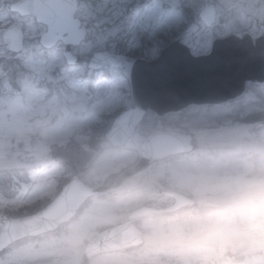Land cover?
<instances>
[{"label":"rangeland","instance_id":"rangeland-1","mask_svg":"<svg viewBox=\"0 0 264 264\" xmlns=\"http://www.w3.org/2000/svg\"><path fill=\"white\" fill-rule=\"evenodd\" d=\"M116 2L131 0H84L80 3L76 15L88 25L85 24V39L73 48L75 54L83 56L105 48L113 50L111 45L105 46L106 37L97 25L109 11L105 6ZM159 2L174 6L175 15L166 25L168 27L177 26L186 17H192L199 23L198 12L205 2L215 6L213 25H221L223 33L264 23V0ZM7 18L0 14V37ZM23 27L24 44L20 52L13 54L0 48V224L10 213L17 212L20 205L32 202L44 192L36 190L37 186L33 183L37 170H43L45 175L48 171H57L70 164L73 155L70 151L74 148L72 139L83 149L86 136L82 131L94 121V110L100 111L96 103L90 108L88 84H91V78L93 84L97 80L90 76L91 72L85 64L65 65L61 44L46 50L35 38L40 27L29 22ZM203 31L206 36L214 32L212 27ZM104 72L97 75L105 78L104 83L108 86L124 85L121 78L115 77L114 71L109 75ZM240 100L234 106V112L241 111L237 108L243 104L247 109L240 118L259 119L264 115L263 90L250 87ZM117 103L116 100L110 102V108L119 107ZM193 116L186 114L183 125L186 130L193 132L195 138L210 132L205 129V120L198 121ZM148 119L152 117L145 121ZM241 125L242 120L239 119L234 123V133L240 134L235 135V153L242 151L244 157L235 158V163L231 161L234 155L218 147L227 141V135L214 137L203 149L198 145L189 154L152 164L146 170L150 174L131 179L122 186L129 189L128 195L123 198L109 193L114 196L113 199H92L80 219H96L106 224L115 222L116 214L129 212L148 197L152 174L165 175L170 172L169 169L173 173L180 172L186 191L192 197L202 194V216L212 210L230 214L237 209L258 205L264 200V129L254 132L252 127L247 140H244ZM132 160L128 151L102 149L92 167L109 171L128 165ZM45 167L51 169L45 170ZM27 183L33 188L30 192L33 197L22 192ZM231 203H234V208L230 207ZM195 213L193 209L185 211L189 215ZM71 229L65 226L55 232L16 241L0 252V264H81L88 238L73 233ZM150 243L128 256L117 254L115 258L130 259L132 264H192L194 261L200 264H264V232L260 230L212 249L190 247L167 236L155 238ZM240 252H245L244 258L233 261L231 255L238 257Z\"/></svg>","mask_w":264,"mask_h":264},{"label":"flooded vegetation","instance_id":"flooded-vegetation-1","mask_svg":"<svg viewBox=\"0 0 264 264\" xmlns=\"http://www.w3.org/2000/svg\"><path fill=\"white\" fill-rule=\"evenodd\" d=\"M19 1L20 0H0V14H4L8 17L5 21L6 24L3 27L2 36L0 37V48H3L5 50H9V47L11 45V40L9 38H5L4 36V32L6 30L16 28L20 29L23 32V25H26V23L29 22L37 27H40V29L38 30L39 33L35 37L37 38V40H39L40 34L45 29L44 24L36 22L32 15L22 14L19 11L13 10L12 6ZM76 1L77 14V11H79V5L84 0ZM81 21L82 23L88 25V23H85L82 19ZM261 24L250 25L248 28L246 27L236 31L231 30L227 33L221 32V25L212 26L214 32L207 33V38L209 41L208 50L213 51L212 45L215 44L213 57L219 55L222 58L221 62L216 66V76H218L220 73H228L229 58L231 56H234L236 49L243 50L242 48L234 47V44H241L242 39H224L225 36L233 32L246 31L253 39H255L260 33ZM201 29L203 30L204 28ZM230 42H233L232 45ZM101 50H106V48ZM112 51L114 52V50ZM93 52L95 51L87 53L82 57L83 61L81 63L85 64L87 68H89V59L92 56ZM199 54L207 55V52H201ZM151 58L152 57H148V59ZM110 68V66L106 65L99 69L89 70L95 77V75L103 71L106 72ZM115 72L120 74L119 77L124 81V85L108 86L105 85L102 78L94 82V84L91 78V84H88V87L90 89V108L92 107V105H94V103H96L100 106V111L94 110V113L92 114V117L95 116L94 121H92L93 119H91V125L87 129L82 131L84 136H86L87 143V145L85 143V147L83 148L84 150L81 149V147L77 143H75L74 139H72L71 143L74 144V148L72 149L73 155L72 159L70 160V164L67 167L59 168L57 171H48L45 175L43 170H37V177L35 178L36 181H34L33 183L37 186V188L35 187L36 190H38L39 192H44L34 198L32 202L27 203V207H43L60 191L61 187L65 183L69 182L72 179H74L75 182L81 181L82 183L94 188H101L97 193L88 197L74 215H72L66 221H63L54 230L40 234L44 235L47 233L58 231L65 226H70L73 233H77L78 235L82 236L84 235V237L88 238L86 244L91 240L97 239L102 232L110 229H117L118 235L134 237L133 240L123 242L124 244L121 246L107 248L95 253L90 252L89 254H85V257H83L84 264H132V261H129L130 259L121 260L115 257H117V254L128 256L129 253L136 252L144 245L150 243L153 239L165 236L160 231L161 224L172 221H179L191 217L202 216V206H204V198H202V194H199L196 197H192L190 193L186 191L184 177L180 174L179 171L173 173L170 169V172L165 173V175L158 174L157 176H155L154 174H152L150 176V189L148 192V197L141 203H138L135 208L130 209L129 212L116 214L117 219L115 220V222L106 224L101 223L96 219H80L82 211L87 206V203H89L92 199L103 197L105 198V200H110L113 199L114 196H122L123 198L124 196L128 195L129 189H123L122 186L131 179H135L136 177L141 178L144 175L150 174L151 172L148 173L146 170L151 167L152 164H155L162 160H169L189 154L194 150L195 147H198V145H200L201 149H203L208 146L207 142L209 139L217 136L227 135V141L222 146L219 145L218 147L223 150H228L231 156L234 155L235 157H232L231 161L234 160L233 163H235V158L244 157L243 155H241L242 151L235 153V135L240 136V134L234 133L235 121L237 119L242 120L241 135L244 140H247L246 137L249 135L252 127L254 128V132H259L261 131V129H264V115L259 119H256V117H254V119H251L246 116L240 118V115L244 113V110H247L245 109L244 104L242 106L240 105L237 108L241 111L237 113L234 112V110H236L234 106L237 102L241 101L240 99H242L246 95L250 87H253L255 89L258 88L264 91L263 85L246 82L245 92L235 99H230L213 104L189 105L179 111L164 112L162 114H158L155 111L148 109L135 124L134 129L131 131L134 135L144 136L143 139L140 140V142L135 144L137 146H135L134 144H130L128 146L115 144L111 140L106 138V133L111 128L115 117L120 112L129 108L132 99L131 87L127 79L122 75L120 70L117 69L115 70ZM91 95H93V98L91 97ZM114 100L118 101L117 104L120 105L117 108L111 109L109 103ZM187 113L193 114L194 116L192 118H195L196 116L198 118V121L200 119L205 120V129L210 132H206V134L202 137L197 136V138H195L196 136L193 132H190L186 130L185 127H183V125H185V118ZM208 113H210V116H208ZM150 116L152 117V119H148L147 121H145ZM144 121L147 123H145ZM154 134H157L159 136H167L168 140H164L165 144L169 143V147L174 149H180L181 147H183V136L188 134L190 136L192 148L189 151L179 150L177 152L167 154L166 156H162V158H155L151 161L143 162V159L141 158L142 156L139 154V150L137 147L155 148L160 146L161 143L159 142L151 143L148 141L149 139L147 138ZM239 144L240 141L238 142V145ZM102 149L128 151L130 154H132L133 160L128 165L119 167L118 169L109 171L97 170L95 169L96 167H92V163L96 162V158ZM46 169H51V167H45V170ZM119 190L120 192L118 193ZM31 191H33V188H31L30 183H27L26 187L23 189V193L29 195L31 194ZM109 193L114 194V196L110 195ZM179 194L189 197L190 199H192V202L180 205L181 200L179 198ZM212 204L214 203H211L210 205ZM233 204L234 203L230 204V207L232 206L231 208H234ZM138 207H152L156 211L143 214H132L131 211ZM189 209H193L194 211H196V213L194 215L185 214V211ZM138 241L139 243L136 244ZM244 254L245 252H240V256L238 257L234 255L231 256L233 261H240L244 258ZM106 256H110V258H107ZM198 263L200 264V262L194 261L192 264Z\"/></svg>","mask_w":264,"mask_h":264},{"label":"water","instance_id":"water-1","mask_svg":"<svg viewBox=\"0 0 264 264\" xmlns=\"http://www.w3.org/2000/svg\"><path fill=\"white\" fill-rule=\"evenodd\" d=\"M75 6V0H22L15 5V8L23 13L33 14L37 21L46 24L47 29L40 37V43L44 47L54 45L61 38L66 45L63 55L67 63H76L81 58L71 53V46L78 44L85 37L86 31L80 27L79 21L72 17ZM214 10V6L208 3H205L200 10L199 16L205 25L212 24ZM6 33L12 39V50H20L22 46L20 30H10ZM235 38L242 39V42L234 44V47L243 50L236 49L234 56L229 58L228 73H220L218 76L214 73L190 81H180L174 78L141 79L135 76L130 78L128 69L131 59L125 60L107 51L95 53L90 59V66L98 67L105 63L116 65L128 77L132 89L136 87L132 90L134 97L130 108L115 118L106 137L118 145H135L143 138H137L131 131L147 108L162 114L179 111L189 104L223 102L240 95L244 91L246 81L264 84V24L261 26V33L255 43H252L251 37L246 32L232 33L226 37V39ZM195 63L205 66L209 64V61L199 60ZM147 139H150L148 141L151 143L159 142L161 145L155 148L137 147L143 162L191 148L189 135L183 136V147L180 149L169 147V143L165 144L164 140H168L167 136L154 134ZM100 189L91 188L72 179L41 210L24 216L4 219L0 227V251L15 240L56 228L61 222L74 215L82 202ZM180 197L183 203L191 202L185 196L180 195ZM151 210L154 209L143 207L135 210L133 214L147 213ZM112 231L108 230L101 234L98 240L91 241L86 247V252L99 250L102 245H105L104 243L119 244L117 241L124 237H117Z\"/></svg>","mask_w":264,"mask_h":264},{"label":"snow or ice","instance_id":"snow-or-ice-1","mask_svg":"<svg viewBox=\"0 0 264 264\" xmlns=\"http://www.w3.org/2000/svg\"><path fill=\"white\" fill-rule=\"evenodd\" d=\"M105 7L109 11L97 27L103 30L106 47L111 45L117 55L131 59L130 78L190 81L214 74L221 62L219 55L213 57L215 44L209 51L208 38L192 17L175 27L166 26L175 15L172 5L131 0ZM199 60L209 64L199 66L195 63Z\"/></svg>","mask_w":264,"mask_h":264},{"label":"clouds","instance_id":"clouds-1","mask_svg":"<svg viewBox=\"0 0 264 264\" xmlns=\"http://www.w3.org/2000/svg\"><path fill=\"white\" fill-rule=\"evenodd\" d=\"M255 230L264 232V200L248 209L230 214L212 210L204 216L191 217L160 225L163 235L203 249L221 247L240 240Z\"/></svg>","mask_w":264,"mask_h":264},{"label":"trees","instance_id":"trees-1","mask_svg":"<svg viewBox=\"0 0 264 264\" xmlns=\"http://www.w3.org/2000/svg\"><path fill=\"white\" fill-rule=\"evenodd\" d=\"M37 206H35V207H33V209H35ZM23 213H25V212H23L22 210H19V211H17V212H15V213H10L9 215H20V214H23Z\"/></svg>","mask_w":264,"mask_h":264}]
</instances>
